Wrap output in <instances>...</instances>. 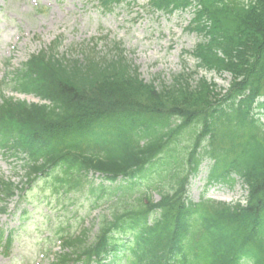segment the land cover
I'll return each mask as SVG.
<instances>
[{
	"label": "trees",
	"instance_id": "obj_1",
	"mask_svg": "<svg viewBox=\"0 0 264 264\" xmlns=\"http://www.w3.org/2000/svg\"><path fill=\"white\" fill-rule=\"evenodd\" d=\"M176 1L161 0L159 6ZM195 1L202 8L197 22L205 16L203 23H197V30L204 31L206 22L214 24L210 43L198 46L195 55L200 60L199 66L230 73L232 81L224 94L215 92L213 85L204 80L192 88L183 76L177 77L171 88L158 92L131 75L122 59L107 66L89 60L78 70L76 63L70 64L66 68L70 75L67 78L63 75L48 78L54 90L49 95L54 103L51 108L19 104L8 105L6 111L24 126L45 133L49 142L56 138L53 135L56 130L74 125L73 130H81L86 129L89 121L108 120L114 133L112 143H102L104 135L95 133L94 142L100 151L90 156L86 151L80 152L68 161L70 167L66 163V168L59 169L65 177L76 180L83 169L114 179L130 173L132 167L158 153L166 155L178 149L177 135L183 125L171 127L169 119L179 116L185 121L193 114L203 131L213 135L212 143L217 139L220 146L209 143L207 154L216 160L210 179L231 183L230 175H238L247 187L246 205L204 202L192 206L193 209L182 208L179 191L182 183L177 182V189L156 205L118 201L120 205L113 212L115 224L122 230H130L138 243L144 244L140 250H145V258L152 264L168 261L167 254L180 252L185 235L192 236L194 231L200 237L201 264H239L243 258L252 264H264V124L250 114L253 99L264 91V0ZM29 67L39 74L47 70L48 64L38 57ZM9 103L5 101L4 105ZM133 125L131 131L142 125V133L148 138L146 147L132 146V134L127 133L122 149L116 150L119 136H124ZM31 160L32 174L51 176L57 169L49 155L41 154ZM191 162L196 165L197 160L192 157ZM133 187L121 186L111 192L115 195L121 191L123 195V191ZM159 207L160 221L146 230L145 220ZM204 212L209 214L201 220ZM191 215L194 231L185 223ZM107 224L102 219L100 227ZM115 224L108 225L100 234L99 247L110 242L108 233L116 229Z\"/></svg>",
	"mask_w": 264,
	"mask_h": 264
},
{
	"label": "rangeland",
	"instance_id": "obj_2",
	"mask_svg": "<svg viewBox=\"0 0 264 264\" xmlns=\"http://www.w3.org/2000/svg\"><path fill=\"white\" fill-rule=\"evenodd\" d=\"M82 1L0 0V76L3 70V60L11 56V64L17 65L27 57L29 52L39 48L43 43H49L57 34H64V39L58 49L59 53H62L70 46L80 44L90 36L103 35L102 30L110 27L115 29L118 24L122 23L125 9L117 10L115 18L112 15L97 14L93 11L94 3H80ZM145 1L137 0L136 4L141 5ZM81 10H84V13ZM191 18L192 15L189 12L175 13L170 17H157L148 13L144 8L140 13L142 22L151 23V25L146 26L145 29V24L139 28L135 26V32H131L126 38L127 41H124V48L127 50V59L139 67L141 78L145 82H153L156 87H160L162 83L168 84L175 74L182 71L191 73L195 70L194 60L182 54L183 50L190 51L200 42L196 34L189 33L185 29ZM116 33L119 36L120 29ZM18 35L21 36L20 41L16 37ZM34 35L40 36L38 37L40 39L31 41ZM17 42V51L10 54L9 47L16 45ZM100 47L101 44L97 50L100 55L107 53L102 52L103 48ZM81 57L79 55L77 59ZM202 75L220 87H227L230 80L228 75L215 76L202 71L192 76V79L195 81ZM25 99L28 102L36 101L30 97ZM8 163L0 158V172L6 175L11 174L12 166ZM205 175L206 165L204 164L200 173L190 181L189 200L198 201ZM94 180L95 185L100 181L98 178ZM241 193L239 186L232 192L224 187H216L205 196L232 201L240 198ZM153 198L156 200L157 195ZM90 200L86 189L80 194H68L64 198L41 185L30 192L27 203L15 204V201L10 203L8 206L10 214L0 221V224L6 231L16 229L20 223L24 225V228L16 231L13 248L10 251V260L6 261V264H34L40 248L39 241L45 236L42 234L43 230L48 231V228L62 226L70 232H75L81 224L85 227L89 226L86 215L91 211ZM23 210L30 212V215H25L20 221V213Z\"/></svg>",
	"mask_w": 264,
	"mask_h": 264
}]
</instances>
